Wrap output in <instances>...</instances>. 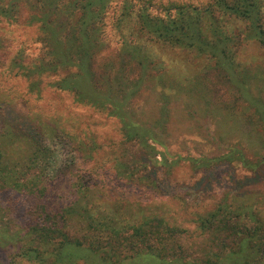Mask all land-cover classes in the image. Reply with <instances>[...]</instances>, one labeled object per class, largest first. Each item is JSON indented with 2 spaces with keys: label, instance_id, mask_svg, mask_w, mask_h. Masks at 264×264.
Here are the masks:
<instances>
[{
  "label": "rangeland",
  "instance_id": "1",
  "mask_svg": "<svg viewBox=\"0 0 264 264\" xmlns=\"http://www.w3.org/2000/svg\"><path fill=\"white\" fill-rule=\"evenodd\" d=\"M69 1L57 9L60 19L71 11ZM90 1L89 8L98 12L99 0ZM88 3L78 0L73 15ZM141 4L107 0L104 23L97 22L102 31H92L87 58L91 80L100 89L97 102L80 101L75 91L52 85L77 66H58L42 75L15 68L19 59L29 69L43 54L48 60L51 44L41 39L39 23H27L25 11L17 21L0 19V228L22 230L27 210L39 199L44 205L77 206L66 218L77 234L89 235V213L77 205V190L86 188L110 209L115 230L101 232L110 245L115 240L124 245L128 235L139 241L146 228H129L126 221L141 226L145 218L157 216L178 230L170 249L178 246L188 254L169 264H202L220 249L211 232L199 228V218L227 209L238 214L233 221L244 229L253 219L264 222V48L250 37L245 22L234 19L223 22L235 33L224 58L219 52L141 41L133 32V41L144 45L146 60L140 66L121 52L113 28L119 22V32L129 36ZM157 9L152 13L166 16ZM68 34H62L64 47ZM83 40H76L72 54L80 55V63ZM2 107L31 123L35 138L13 134L3 122ZM26 163L19 170L27 171L25 176L18 168ZM118 213H124L123 221ZM113 251L124 254L122 247ZM141 253L140 260L151 257ZM15 254L11 243L0 244V264H36L18 262ZM156 259V264L164 262ZM253 261L264 264V259ZM76 264L86 263L79 259Z\"/></svg>",
  "mask_w": 264,
  "mask_h": 264
},
{
  "label": "trees",
  "instance_id": "2",
  "mask_svg": "<svg viewBox=\"0 0 264 264\" xmlns=\"http://www.w3.org/2000/svg\"><path fill=\"white\" fill-rule=\"evenodd\" d=\"M62 1L0 0V19L17 21L25 11L29 16L27 23H39V28L44 34L41 39L51 44V48L47 49L48 60L43 54L32 69L24 65L21 59L18 62L14 61L13 66L18 67L24 73L35 70L37 75H42L46 71H56L58 66L68 69L77 66V71L68 72L52 85L75 91L80 101L82 99L97 102L100 98L96 93L100 89L94 80H91L93 70L89 56L87 58V52L94 43L91 36L92 31L96 33L102 31L100 27L98 29L97 22L104 23L107 0L95 1L98 3V12L89 8L93 3L89 0L87 5H81V10L76 12V15L73 14L77 8L78 0H70L71 11L66 13L65 19H60L62 14H58L56 11L60 8ZM140 1L142 4L134 22L135 30L130 31L127 36L119 32V22L114 24L113 28L115 30L113 36L121 45V52L130 55L140 66L144 65L146 60V55L142 50L144 45L133 41L135 39L134 35H131L133 32L138 34L140 37L138 40L141 41L147 40L187 47L198 52L206 51L212 55L219 52L223 54L221 56L224 58L228 52L226 44L235 37V33L225 27L223 22L234 19L245 22L249 27L250 37L256 38L264 48V0H204L202 4L195 3L193 0ZM157 7L156 11L165 13L166 16L153 14L155 11L152 10ZM99 14L103 17H99ZM94 25L97 27L91 28ZM102 26L104 27V25ZM64 32L69 33L66 47H64L62 39ZM78 38L84 39L83 45L80 44L78 47L84 55L81 63L80 55L78 58L73 56L74 45ZM136 45L141 46L137 48ZM106 81L109 85L107 88L110 89L109 77ZM1 110L3 122L13 134L30 139L35 138L33 137L35 134L33 125L24 117L8 107H2ZM127 128L133 130L135 134L139 133V129L135 125L127 124ZM36 151L41 153L42 149L38 148ZM0 166H4V164L0 163ZM26 166L27 163L24 167L18 168V171L25 169ZM19 173L25 176L28 174L25 170L19 171ZM20 185L19 181L15 182V186L18 188ZM94 193L86 188L77 190V205L89 213L88 223L92 229L89 235L77 234L66 218L68 210L77 206L44 205L38 199L32 203L34 204L32 208L27 210V220L22 230L11 231L7 224L0 228V244L11 243L16 250L15 255L18 262L27 261L36 264H76L79 259H84L86 264H140L139 261L145 264H156L157 255L162 258L160 261H164L158 262V264H169L171 259H177V255L182 258V261L188 256L186 251L178 246L174 247L176 253L174 249H170V240L177 235L178 230L170 228L162 218L157 216L145 218L141 226L126 221V224H130L129 228L136 230L143 226L146 228L139 234V241L135 242V239L128 235L124 245L116 240L112 242L113 246L110 245V238H106L102 234L110 235L111 230H115L110 228V209L106 210L104 203L97 201L101 197H97ZM2 209L0 207V217L4 213ZM225 211L227 213L223 214L220 209H217L199 218V228L211 232L212 241L216 242L220 249L219 255L215 252L213 255L210 254L202 264H249L250 260H254L255 263L264 259V222L253 219L252 225L244 229L242 223L233 221V218L238 214L227 209ZM118 215L121 216L122 221L125 219L124 216L122 217L124 213H118ZM114 221L117 223L115 219ZM92 233L98 234L94 235V239L90 241ZM120 247L123 248L122 257L113 251V249L118 251ZM132 251L135 253H131ZM141 252L150 255L151 259L144 257L140 260L143 258L138 257L142 254ZM245 258L247 259L245 260ZM145 259L148 261H143Z\"/></svg>",
  "mask_w": 264,
  "mask_h": 264
}]
</instances>
